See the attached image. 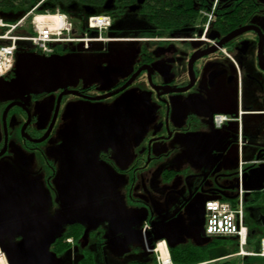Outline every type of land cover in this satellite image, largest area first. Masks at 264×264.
<instances>
[{
    "label": "flooded vegetation",
    "instance_id": "af4514ba",
    "mask_svg": "<svg viewBox=\"0 0 264 264\" xmlns=\"http://www.w3.org/2000/svg\"><path fill=\"white\" fill-rule=\"evenodd\" d=\"M189 2L192 12L187 11ZM212 4L213 14L201 39L203 12ZM58 5L75 23L87 24L89 16L104 14L110 26L100 39L95 32L89 36L95 40L80 42L79 48L70 42L56 46L51 55H77L84 65L65 88L8 98L1 85L14 78V69L0 79V172L38 182L45 189L37 195L39 199L55 196L58 156L67 151L64 158L69 161L62 166L79 168L83 176L79 180H87L86 188L118 177L120 184H127L130 199L131 186H142L134 202L144 204L147 221L141 224L140 235L148 252L154 254L162 241L168 249L199 247H179L174 244L178 237L171 242L153 238L156 226L150 219L161 211L145 185L151 184L156 191L157 185H170L184 170L189 171L179 182L185 183L190 196L179 200L178 209L189 226L204 227L207 200L236 203L239 198L238 171L229 181L226 169L241 161L243 179L246 170L264 162V0H175V9L183 5V11L195 15L180 19H165L162 5L153 0H61ZM80 100L102 102L110 108L98 117L81 118L72 103ZM215 114L226 117L221 126L214 124ZM242 204L253 234L264 216V187L244 189ZM14 206L7 211L13 214V223L20 221ZM0 214L1 234L6 229L4 204ZM32 215L33 220L40 216L36 209ZM73 225L80 231L72 239L74 244L85 225ZM179 228L186 233L184 223ZM148 237L153 238L152 246ZM21 240L17 234L0 235L4 245ZM210 245L204 244L207 251ZM50 249L60 255L66 246L57 242ZM227 255L197 264L219 263ZM86 262L94 264L89 250L79 264ZM147 263L133 259L126 264Z\"/></svg>",
    "mask_w": 264,
    "mask_h": 264
},
{
    "label": "rangeland",
    "instance_id": "374dc122",
    "mask_svg": "<svg viewBox=\"0 0 264 264\" xmlns=\"http://www.w3.org/2000/svg\"><path fill=\"white\" fill-rule=\"evenodd\" d=\"M198 1L200 3L205 2V0ZM58 8L60 7L58 6ZM57 12L62 13L59 9L54 12L35 13L55 14ZM94 33V31H89L87 35H96ZM16 34L23 35L24 33ZM177 44L178 42L175 43V45ZM69 45L73 48H79L81 44L80 42H70ZM32 50L33 47L29 41H18L16 54L23 51L33 52ZM72 103L76 106V115H80L81 118L91 117L92 119L95 116L98 117V115L104 111H108L110 108L105 103L89 100H80ZM72 115L76 117L73 113ZM228 135L225 134L226 137ZM68 154L67 151L59 153V171L63 168L62 162L69 161L64 158V155L67 156ZM67 158L69 159L70 157ZM64 166L71 169L67 165ZM188 172L184 170L180 177L184 178L183 176ZM226 172L229 175L228 180H233L236 178L237 165L227 168ZM180 179L172 181L170 185L161 183L159 186L157 185L156 191H153L154 187L151 184L145 185L152 190L155 206L159 209V212L161 211V213H156L150 219V222L156 226L154 229L155 237L153 238H165L168 242H171L178 237V240L174 244L179 247L213 243L216 239L222 238L220 243L210 245L211 248H208V253L212 257L221 254L230 255L229 253L237 245L235 238L230 236H208L205 233L204 227L189 226L183 210L179 212V200L181 201L183 197L190 196L189 191L186 189L187 186L184 185L185 183L179 182ZM102 183L103 180L101 182L99 180L94 187L82 188V194L79 196L72 194V189L75 185H68L66 190H64V194L58 191L55 196L49 194L41 199L37 196L35 202L31 203V206L38 210L40 214L39 219L35 221L33 226L36 230L45 227L49 220L56 217L63 209H66L68 212L65 215L64 222L56 229L55 234L60 235L64 233L69 226L76 223L85 225V230L80 240L74 244L69 243V246L60 255H57L50 249L52 244L47 249H44L47 257L45 264H79L84 251L87 250L92 252L94 264H126L133 259H142L148 262L147 264H155L154 254L146 250L143 237L140 235L141 224L147 221V218L145 219L144 216V210H142L144 204L134 202L135 197L141 193L140 189L142 186H131L132 199H129L127 184H120L121 182L118 177L104 184ZM214 187H216V184ZM184 192L186 193L184 194ZM32 197L34 198V196ZM52 209L56 211L48 214V210ZM72 218H76L75 223H71ZM179 218L186 225V233H180L179 231V226L182 225V223L178 222ZM25 224L31 226L29 221H26ZM98 224L101 225V228L97 230L96 226ZM255 230L254 240L257 241L261 236H264V225L257 226ZM180 235L181 237H179ZM153 238L148 237L150 246L153 244ZM69 239L72 242L73 238L70 237ZM247 260L255 264L264 263V256L252 255L248 256Z\"/></svg>",
    "mask_w": 264,
    "mask_h": 264
},
{
    "label": "water",
    "instance_id": "95a60500",
    "mask_svg": "<svg viewBox=\"0 0 264 264\" xmlns=\"http://www.w3.org/2000/svg\"><path fill=\"white\" fill-rule=\"evenodd\" d=\"M83 68L82 58L77 55L43 56L35 52H18L13 68L15 76L4 82L1 85V90L8 94V98L29 93L55 91L58 88H65L68 79L81 72ZM79 170L77 167L69 169L66 166L60 171L58 170L60 176L59 180H56L58 191L64 194L68 185L74 184L72 194L76 196L82 194V188H86L87 180H79L83 177L79 174ZM0 177H4L1 180L3 181L2 185L0 184V195H2V197L0 196V205L4 204L5 206L3 224L6 228L5 233L0 235L17 234L23 238L17 243L4 245L0 242V250L7 264H45L47 257L44 249H47L57 238L58 234H55V231L64 222L68 211L63 209L56 217L52 218L48 223L49 226L47 225V230L45 227L36 230L33 226L37 219L33 220L32 210L34 208L31 203L35 202L38 194L45 193L43 186L19 175L0 172ZM242 184L243 188L248 191L261 190L264 187V162L246 170ZM13 206L19 210L20 216V221L15 223H13V214L8 215L7 212L13 209ZM75 220L76 218H72L71 223H75ZM26 221H29L31 226L26 225ZM200 224L202 225V223ZM261 225H264V216L261 217Z\"/></svg>",
    "mask_w": 264,
    "mask_h": 264
},
{
    "label": "built area",
    "instance_id": "2783aa9c",
    "mask_svg": "<svg viewBox=\"0 0 264 264\" xmlns=\"http://www.w3.org/2000/svg\"><path fill=\"white\" fill-rule=\"evenodd\" d=\"M42 1L43 0L38 2L28 14L32 13ZM214 4H212L211 8L203 12L205 24L203 25L204 30L201 39H204L205 31L213 14ZM25 20L26 15L21 17L15 23H7L0 16V78H3V76L14 68L15 52L17 50L18 41H29L35 53L49 56L59 44L65 42H83L86 44L91 40H95V38L89 37L86 33L80 36L72 35V23L64 13H33L30 20L31 34L27 36L16 34L15 30L18 27L23 26ZM109 26L110 18L107 15L98 14L88 17L87 28L95 31L98 39L101 38L100 34L107 30ZM193 38L198 39L196 36ZM225 118L226 117L223 114H215L213 118L214 124L216 126H221L225 121ZM242 167L243 163L239 161L237 171L240 194L234 205L221 199H209L205 202V233L209 236L235 237L238 249L235 253L231 254V256H264V237L260 238L257 251L248 250L246 247L248 226L245 221L242 204V192L244 191L242 185ZM67 241H70V239L68 238ZM158 245L159 243L154 249L156 263L172 264L165 243L163 244L165 254H162V250L158 248Z\"/></svg>",
    "mask_w": 264,
    "mask_h": 264
},
{
    "label": "trees",
    "instance_id": "16d2710c",
    "mask_svg": "<svg viewBox=\"0 0 264 264\" xmlns=\"http://www.w3.org/2000/svg\"><path fill=\"white\" fill-rule=\"evenodd\" d=\"M41 0H0V16L3 18V20L7 23H14L16 22L19 18L24 16L28 11H30L38 2ZM61 0H43L34 10V12H54L57 9L62 11V13H65L66 10L58 5V2ZM65 1H70V0H65ZM78 2L82 3H95L97 0H76ZM156 4L162 5L163 9L161 10V15L165 19H180L183 17H189V16H195L192 15L190 12H185L182 10L183 5H179L177 9L174 8L175 0H153ZM176 1H183V0H176ZM189 9L187 11H191L190 5L191 3L189 2ZM58 6L60 8H58ZM189 13V14H188ZM70 19V18H69ZM30 17L27 19V25L21 28H17L15 30L16 33H26V34H31V26L29 24ZM71 20V19H70ZM72 22V35L74 36H80L83 35L84 33L89 32L87 28L86 23H75L71 20ZM165 29L170 28V24H164ZM224 201L230 202L232 205L235 204V201H230L227 199H221ZM256 233V230H255ZM255 233L250 234L248 230V239H247V245L246 247L248 249L257 251L258 246H259V240L261 236L257 241L254 240ZM80 234V231L77 230L75 225L69 226L61 239L59 241H54L53 243H64L66 247L69 246L68 243L65 242L67 238H77ZM221 237V236H217ZM224 237V236H222ZM222 238L216 239L212 244H217L220 243ZM238 249L237 245L235 248L229 253L232 254L236 252ZM59 251V250H58ZM61 251V250H60ZM169 253H170V258L172 260V264H197L200 262L207 261L208 259L211 258L210 254L206 250V246L200 245L199 247H192V248H175L171 247L169 248ZM218 256V255H217ZM216 256H213L214 258ZM248 256H231L228 257L226 260L221 261L219 263H214V264H255L252 262H249L247 260ZM85 264H90L89 262H86ZM257 264H264V263H257Z\"/></svg>",
    "mask_w": 264,
    "mask_h": 264
},
{
    "label": "bare ground",
    "instance_id": "6f19581e",
    "mask_svg": "<svg viewBox=\"0 0 264 264\" xmlns=\"http://www.w3.org/2000/svg\"><path fill=\"white\" fill-rule=\"evenodd\" d=\"M29 12V11H28ZM28 12L25 14L26 15V20H25V24L27 25V19L30 17V20H31V17H32V14L33 13H35L34 11L32 12V13H30V14H28ZM28 14V15H27ZM24 15V16H25ZM23 17V16H22ZM20 19V18H19ZM18 19V20H19ZM17 20V21H18ZM30 20H29V24H30ZM15 23V22H14ZM25 24L23 25V26H20V27H18V28H21V27H24L25 26ZM23 35H30V34H26V33H24ZM17 49H18V46H17ZM16 52H17V50H16ZM16 52H15V56H16ZM24 52V51H23ZM67 243H71V241H67ZM163 242H159V245H158V248L159 249H161L162 250V254H165V251H164V248H163ZM248 249V248H247ZM248 250H251V249H248ZM252 251H254V250H252ZM0 264H7V262H6V260H5V258L2 256V254L0 253Z\"/></svg>",
    "mask_w": 264,
    "mask_h": 264
}]
</instances>
